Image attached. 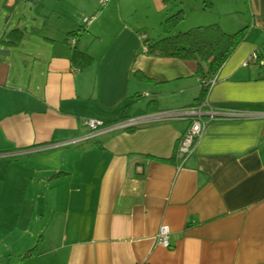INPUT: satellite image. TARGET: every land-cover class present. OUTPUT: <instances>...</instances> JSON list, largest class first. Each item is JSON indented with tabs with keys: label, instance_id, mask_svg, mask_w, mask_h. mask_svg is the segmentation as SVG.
<instances>
[{
	"label": "crops",
	"instance_id": "crops-1",
	"mask_svg": "<svg viewBox=\"0 0 264 264\" xmlns=\"http://www.w3.org/2000/svg\"><path fill=\"white\" fill-rule=\"evenodd\" d=\"M148 6L159 18L169 0ZM223 7L237 17L214 22L248 28L206 99L253 115L211 120L179 166L187 119L69 141L89 116L199 103L197 59L148 53L141 34L162 27L131 0H0V264H264V67L243 66L264 55V0Z\"/></svg>",
	"mask_w": 264,
	"mask_h": 264
},
{
	"label": "trees",
	"instance_id": "trees-1",
	"mask_svg": "<svg viewBox=\"0 0 264 264\" xmlns=\"http://www.w3.org/2000/svg\"><path fill=\"white\" fill-rule=\"evenodd\" d=\"M182 18V9L167 15L160 34L143 42L146 51L153 55L197 59L202 85L199 99H203L207 94V81L244 39L248 27L228 32L219 23L211 21L181 30L178 24ZM72 46L70 58L75 65L83 66L91 61L88 53L76 49L75 44ZM127 104L120 110L122 115L126 114Z\"/></svg>",
	"mask_w": 264,
	"mask_h": 264
},
{
	"label": "built area",
	"instance_id": "built-area-1",
	"mask_svg": "<svg viewBox=\"0 0 264 264\" xmlns=\"http://www.w3.org/2000/svg\"><path fill=\"white\" fill-rule=\"evenodd\" d=\"M105 0H102L104 3ZM89 21V18L86 19ZM142 39L148 38L146 33L141 34ZM69 42L74 45L75 37H71ZM145 46V45H144ZM250 64H257L264 67V55L260 54L257 50L252 51L249 56L244 60L243 66H249ZM216 82V75H213L207 81V94L210 88ZM206 97L199 103L167 110H160L154 113H145L138 116L122 117L120 119L106 121L96 117H86L84 122L89 127V131L77 138L72 139L69 142L80 141L84 139L93 138L94 136L108 133L114 130L125 129L135 124H141L152 121H165L173 119H187L189 125L184 133L178 138L176 146V156L179 158V166H183L188 157L195 151L204 131L206 125L216 118H242L249 115H253L244 110L233 107H221L212 106L209 104ZM170 227L167 224H162L157 232L158 242L165 246L170 247Z\"/></svg>",
	"mask_w": 264,
	"mask_h": 264
},
{
	"label": "rangeland",
	"instance_id": "rangeland-1",
	"mask_svg": "<svg viewBox=\"0 0 264 264\" xmlns=\"http://www.w3.org/2000/svg\"><path fill=\"white\" fill-rule=\"evenodd\" d=\"M225 0H169V11L165 16L154 18V13H151V0H131L134 17H138L141 21L147 22L146 29L154 37L161 31V21L167 15L177 12L182 9L183 18L178 24L181 30L189 29L192 26H197L203 23L214 21L213 19L228 21L236 18L234 13H228L223 7ZM235 1V0H234ZM233 3V1H232ZM224 8V9H223ZM212 19V20H211ZM228 19V20H227Z\"/></svg>",
	"mask_w": 264,
	"mask_h": 264
},
{
	"label": "water",
	"instance_id": "water-1",
	"mask_svg": "<svg viewBox=\"0 0 264 264\" xmlns=\"http://www.w3.org/2000/svg\"><path fill=\"white\" fill-rule=\"evenodd\" d=\"M27 1H29V2H37V0H27ZM7 27H8V24H7ZM4 34V33H3ZM3 34H2V36L0 37V40H3V41H6V39H7V34L3 37ZM6 49H1L0 48V53L1 54H4V53H6Z\"/></svg>",
	"mask_w": 264,
	"mask_h": 264
},
{
	"label": "bare ground",
	"instance_id": "bare-ground-1",
	"mask_svg": "<svg viewBox=\"0 0 264 264\" xmlns=\"http://www.w3.org/2000/svg\"><path fill=\"white\" fill-rule=\"evenodd\" d=\"M76 39V38H75ZM138 116V115H137Z\"/></svg>",
	"mask_w": 264,
	"mask_h": 264
}]
</instances>
